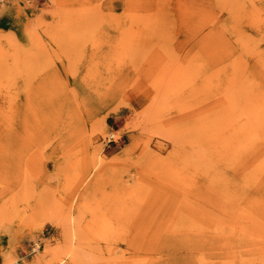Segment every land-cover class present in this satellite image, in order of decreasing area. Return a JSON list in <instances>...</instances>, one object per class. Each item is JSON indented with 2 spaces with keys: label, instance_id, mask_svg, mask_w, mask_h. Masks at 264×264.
I'll return each instance as SVG.
<instances>
[{
  "label": "rangeland",
  "instance_id": "rangeland-1",
  "mask_svg": "<svg viewBox=\"0 0 264 264\" xmlns=\"http://www.w3.org/2000/svg\"><path fill=\"white\" fill-rule=\"evenodd\" d=\"M195 2L0 0V264H264V0H221L209 23ZM136 228L162 252H137Z\"/></svg>",
  "mask_w": 264,
  "mask_h": 264
},
{
  "label": "bare ground",
  "instance_id": "bare-ground-1",
  "mask_svg": "<svg viewBox=\"0 0 264 264\" xmlns=\"http://www.w3.org/2000/svg\"><path fill=\"white\" fill-rule=\"evenodd\" d=\"M84 1H85V0H84ZM144 1H146V0H144ZM154 1H155V0H154ZM232 1H233V0H232ZM236 1H238V0H235V2H236ZM59 2H61V1H59ZM68 2H69V1H68ZM82 2H83V1H82ZM89 2H91V1H89ZM101 2H102V1H100V3H101ZM160 2H161V1H159L158 4H161ZM184 2H185V1H184ZM78 3H79V2H78ZM98 3H99V2H98ZM98 3H97L96 5H98ZM104 3H105V2H104ZM106 3H107V2H106ZM106 3H105V4H106ZM178 3H179V2H178ZM180 3H181V2H180ZM195 4H197V5H196V7H194V8H196V10L200 11V13H202V15H204L203 18H206L204 21H205V22L208 21V23H209L210 21H212V19L214 20V19L217 17V16H216L217 11H216L215 9H218V8H219L221 11H224V9H225L226 6H227V5H225V4H227V3L225 2V4H224V3L221 2V0H198V2H195ZM231 4H232V3H231ZM68 5H69V4H67V6H68ZM156 5H157V4H156ZM166 5H167V4H166ZM169 5H170V4H169ZM105 6H106V5H105ZM110 6H111V5H110ZM215 6H216V7H215ZM232 6H233V5H232ZM92 7H93V5L91 6V8H92ZM99 7H101V6H99ZM157 7H158V6H157ZM161 7H162V6H161ZM161 7L159 6V8H161ZM163 7H164V5H163ZM163 7H162V8H163ZM169 7H170V6H169ZM183 7H184V6H183ZM214 7H215V8H214ZM104 8H105V7H104ZM106 8H107V7H106ZM165 8H166V7H165ZM184 8H185V7H184ZM192 8H193V7H192ZM92 9H93V8H92ZM99 9H100V8H99ZM109 9H110V8H109ZM163 9H164V8H163ZM163 9H162V10H163ZM167 9H168V7L165 9V11H168ZM185 9H186V8H185ZM85 10H86V7H85ZM89 10H90V9H89ZM93 10H96V9H93ZM103 10H104V9H103ZM128 10H129V9H128ZM133 10H134V8H133ZM135 10H137V9H135ZM135 10H134V11H135ZM162 10H161V11H162ZM70 11H71V10H70ZM72 11H73V10H72ZM75 11H76V10H75ZM77 11H78V10H77ZM101 11H102V10H101ZM134 11H133V13H135V14L132 15V17L135 16V15H137V14L139 15V12L136 14V12H134ZM161 11H160V12H161ZM96 12H97V11H96ZM103 12H104V11H103ZM110 12H111V11H110ZM151 12H152V11H151ZM168 12H169L168 14L171 13L170 11H168ZM232 12H233V11H232ZM67 13H68V10H67ZM99 13H101V12H99ZM104 13H107V12H104ZM108 13H109V12H108ZM108 13H107V14H108ZM112 13H113V12H112ZM126 13H127V12H126ZM129 13H130V12H129ZM131 13H132V12H131ZM141 13H142V12H141ZM145 13H146V12H145ZM148 13H149V12H148ZM153 13H154V11H153ZM195 13H196V11H195ZM221 13H222V12H221ZM95 14H96V13H95ZM97 14H98V13H97ZM157 14H158V12H157ZM166 14H167V12H166ZM55 15H57V14L55 13ZM103 15H104V14H103ZM113 15H114V14H113ZM116 15H117V14H116ZM116 15H115V16H116ZM147 15H148V14H147ZM147 15H146V18H147ZM170 15H172V14H170ZM170 15H169V17H170ZM73 16H74V15H73ZM99 16H100V15H99ZM105 16H106V15H105ZM110 16H111V15H108V17H110ZM93 17H94V16H93ZM113 17H114V16H113ZM128 17H129V16H128ZM141 17H142V16H141ZM141 17L139 18V20L136 19V20H137V21L135 22L136 25H137L138 21L140 22V21H142V19L144 18V16L142 17V19H141ZM148 17H149V16H148ZM173 17H175V16H173ZM173 17H171L170 19H173ZM68 18H69V17H68ZM94 18H95V17H94ZM114 18H115V17H114ZM129 18H131V17H129ZM137 18H138V17H137ZM154 18H155V17H154ZM162 18H163V17H162ZM165 18H166V17H165ZM167 18H168V17H167ZM83 19H84V18H83ZM102 19H103V18H102ZM105 19H106V18H105ZM115 19H116V18H115ZM115 19H111V18H110V20H113V21H114ZM147 19H148V18H147ZM60 20H61V19H60ZM96 20H97V19H96ZM120 20H122V19H120ZM126 20H127V18H126ZM161 20H162V19H161ZM66 21H67V20H66ZM99 21H100V20H99ZM133 21H134V20H133ZM151 21H152V20H151ZM68 22L70 23V21H68ZM96 22H97V21H96ZM106 22H107V21H106ZM119 22H120V21H119ZM152 22H153V21H152ZM154 22H155V21H154ZM172 22L175 23V20L172 21ZM56 23H57V22H56ZM56 23H54V24H56ZM102 23H103V21H102ZM113 23H114V22H113ZM132 23H133V22H132ZM144 23H145V22H144ZM149 23H151V22H149ZM161 23H162V22H161ZM65 24H66V23H65ZM65 24H64V25H65ZM67 24H68V23H67ZM67 24H66V25H67ZM107 24H108V23H107ZM115 24H116V23H115ZM121 24H122V23H121ZM139 24H141V23H139ZM147 24H148V23H147ZM169 24H170V23H169ZM101 25H102V24H101ZM119 25H120V24H118V26H119ZM131 25H132V24H131ZM134 25H135V24H134ZM150 25H151V24H150ZM172 25H173V24H172ZM172 25H171V26H172ZM56 26H57V25H56ZM77 26H78V25H76V27H77ZM83 26H84V25H83ZM138 26H139V25H138ZM138 26H137V27H138ZM145 26H147V25L145 24ZM161 26H162V25H161ZM60 27H61V26H59L58 28L60 29ZM62 27H63V26H62ZM137 27H136V29H137ZM147 27H148V26H147ZM157 27H158V26H157ZM176 27H177V26H176ZM101 28H102V26H101ZM134 28H135V26H134ZM134 28H132L133 30L131 29V31H134ZM139 28H140V27H139ZM145 28H146V27H145ZM214 28H215V26L212 27V30H213ZM76 29H77V28H76ZM128 29H129V28H128ZM143 29H144V24H143ZM74 30H75V28H74ZM100 30H101V29H100ZM151 30H152V29H151ZM170 30H171V28H170ZM54 31H56V29H55ZM125 31H126V30H125ZM131 31L129 30V32H131ZM135 31H136V30H135ZM135 31H134V32H135ZM140 31H141V30H140ZM140 31H139V32H140ZM145 31H146V30H145ZM173 31H174V30H173ZM64 32H65V31H64ZM98 32H99V31H98ZM123 32H124V31H123ZM160 32H161V31H160ZM174 32H175V31H174ZM53 33H54V32H53ZM57 33H58V32H57ZM74 33H76V32H74ZM126 33H127V32H126ZM135 33H137V31H136ZM168 33H169V32H168ZM171 33H172V32H171ZM175 33H176V32H175ZM181 33H182V32H181ZM37 34H38V32H37ZM48 34H49V33H48ZM95 34H97V32H96ZM101 34H102V33H101ZM150 34H152V33H150ZM172 34H173V33H172ZM32 35H33V34H32ZM38 35L40 36V34H38ZM38 35H36V33H35V36H36V37H35L34 35H33V36H34V38L37 39V36H38ZM46 35H47V32H46ZM65 35H66V34H65ZM75 35H76V34H75ZM87 35H88V34H87ZM143 35H144V34H143ZM145 35H146V34H145ZM152 35H153V34H152ZM162 35H163V34H162ZM165 35H166V34H165ZM39 36H38V37H39ZM154 36H155V35H154ZM163 36H164V35H163ZM175 36H176V35H175ZM167 37H168V36H167ZM244 37H247V36H244ZM34 38H32V39H34ZM68 38H69V37H68ZM142 38H143V37H142ZM169 38H170V37H169ZM173 38H174V35H173ZM175 38H176V37H175ZM175 38H174V39H175ZM75 39H76V38H75ZM75 39H74V41H75ZM94 39L97 40L98 38H94ZM94 39H93V40H94ZM120 39H121V38H120ZM143 39H145V38H143ZM146 39H147V37H146ZM146 39H145V40H146ZM148 39H149V36H148ZM37 40H38V39H37ZM56 40H57V38H55V41H56ZM59 40H60V39H59ZM70 40H71V39H70ZM93 40H92V41H93ZM96 40H95V41H96ZM99 40H100V39H99ZM122 40H123V39H122ZM125 40L127 41V39H125ZM135 40H136V38H135ZM135 40L133 39V41H135ZM138 40H139V39H137V42H138ZM35 41H36V40H35ZM35 41L33 42V44L35 43ZM39 41H40V40H39ZM39 41H38V42H39ZM41 41H42V40H41ZM57 41H58V40H57ZM84 41H85V40H84ZM92 41H91V42H92ZM95 41H94V43H95ZM123 41H124V40H123ZM128 41H129V40H128ZM131 41H132V40H131ZM157 41H159V40H157ZM162 41H163V39H162ZM170 41H171V40H170ZM244 41H245V40H244ZM77 42H78V41H77ZM96 42H97V41H96ZM137 42H135V43H137ZM154 42H156V41H154ZM174 42H175V41H174ZM56 43H57V47H58V46H59V45H58V42H56ZM72 43H73V42H72ZM72 43H70V46H72V45H71ZM74 43H75V42H74ZM74 43H73V46H74ZM92 43H93V42H92ZM98 43H99V41H98ZM98 43H97V45H99ZM129 43H130V42H129ZM129 43H128V44H129ZM135 43H134V44H135ZM152 43H153V42H152ZM157 43H158V42H157ZM239 43H240V42H239ZM249 43H250V42H249ZM255 43H256V42H255ZM60 44H61V43H60ZM75 44H77V43H75ZM87 44H88V43H87ZM89 44H90V43H89ZM95 44H96V43H95ZM120 44H121V47L124 48L123 46H124L125 44H124V45H122V43H120ZM134 44H133V42H132V44H129L128 47H125V48L128 49L129 46L134 45ZM137 44H138V43H137ZM154 44H155V43H154ZM154 44H153V45H154ZM161 44H162V43H161ZM242 44H243V42H242ZM77 45H78V44H77ZM91 45H92V44H91ZM93 45H94V44H93ZM100 45H101V43H100ZM116 45H117V44H116ZM143 45H145V44H143ZM162 45H163V44H162ZM176 45H178V42H177ZM228 45H229V44H228ZM246 45H247V47L249 46L248 44H246ZM251 45H253V44H251ZM36 46H37V45H36ZM39 46H40V45H39ZM88 46H89V45H88ZM126 46H127V45H126ZM134 46H135V45H134ZM138 46H139V44H138ZM141 46H142V45H141ZM160 46H161V45H160ZM173 46L175 47L174 44H173ZM181 46H182V45H181ZM238 46H239V45H238ZM41 47H42V46H41ZM61 47H63V46H61ZM61 47H60V48H61ZM75 47H76V45H75ZM132 47H133V46H131V48H132ZM152 47H153V46H152ZM152 47H151V48H152ZM154 47H155V46H154ZM158 47H159V46H158ZM161 47H162V46H161ZM163 47H164V46H163ZM70 48H71V47H70ZM116 48H117V47H116ZM125 48H124V49H125ZM165 48H166V47H165ZM169 48H170V47H169ZM239 48H240V47H239ZM249 48H250V47H249ZM252 48H253V47H252ZM254 48H255V47H254ZM42 49H43V48H42ZM63 49H64V48H63ZM87 49H89V48L87 47ZM96 49H97V48H96ZM113 49H115V48H113ZM129 49H130V48H129ZM132 49H133V48H132ZM153 49H154V48H153ZM172 49H173V47H172ZM240 49H241V48H240ZM245 49H246V48H245ZM1 50H2V49H1ZM33 50H34V49H33ZM45 50H46V48H45ZM59 50H60V49H59ZM84 50H86V49H84ZM121 50H122V49H121ZM250 50H252V49L250 48ZM255 50H256V49H255ZM115 51H116V50H115ZM126 51H129V50H126ZM126 51H124L125 54H126V53L128 54L129 52H126ZM130 51H132V50H130ZM134 51H135V50H134ZM139 51H140V49L138 50V52H139ZM167 51H168V50H167ZM180 51H181V50H180ZM241 51H242V49H241ZM248 51H249V50H248ZM248 51H247V53H248ZM30 52H31V51H30ZM40 52H41V51H40ZM46 52H47V50H46ZM175 52H176V51H175ZM175 52H174V54H176ZM244 52H246V51H243V53H244ZM255 52H256V51H255ZM28 53H29V52H28ZM47 53H48V52H47ZM84 53H85V52H84ZM114 53H115V52H114ZM118 53H119V52H118ZM121 53H122V54H121ZM121 53H119V54H120V55H123V52H121ZM132 53H133V52H132ZM141 53H142V52H141ZM164 53H165V52H164ZM171 53H172V52H171ZM0 54H1V56H2V54H5V53L0 51ZM48 54H49V53H48ZM58 54H59V52H58ZM85 54H86V53H85ZM127 54H126V55H127ZM130 54H131V53H129V55H130ZM134 54H136V53H134ZM137 54H138V53H137ZM143 54H144V56H145V53H143ZM149 54H150V53H149ZM14 55H15L17 58H19V57L22 58V56H24L23 54H22V56H21V53H17V52L14 53ZM62 55H63V54H62ZM126 55H125V56H126ZM131 55H132V54H131ZM167 55H168V54H167ZM195 55H196V54H195ZM252 55H254V54L252 53ZM252 55H251V57H252ZM9 56H10V55H9ZM118 56H119V55H118ZM123 56H124V55H123ZM147 56H148V55H147ZM163 56H164V55H163ZM168 56H169V55H168ZM170 56H171V54H170ZM237 56H238V55H237ZM245 56H246V55H245ZM248 56H249V53H248ZM10 57H11V56H10ZM120 57H122V56H120ZM174 57H176V56H174ZM240 57L243 58V56L240 55V56H239V59H240V60H241ZM3 58H4V57H3ZM5 58H6V56H5ZM5 58H4V60H5ZM36 58H37V57H36ZM126 58L128 59L129 57H126ZM132 58H134V57H132ZM132 58H131V59H132ZM144 58H146V57H144ZM170 58H172V56H171ZM252 58H253V57H252ZM1 59H2V58H1ZM6 59H7V58H6ZM13 59H14V58H13ZM23 59H25V58H23ZM37 59H38V58H37ZM140 59H142V58H140ZM165 59H166V58H165ZM176 59H177V58H176ZM237 59H238V58H237ZM2 60H3V59H2ZM17 60H18V59H17ZM119 60H122V58L119 59ZM128 60H129V59H128ZM178 60H179V59H178ZM244 60H245V59L243 58V61H244ZM23 61H24V60H23ZM34 61H35V60H34ZM174 61H175V60H174ZM235 61L237 62V60H235ZM14 62H15V61H14ZM21 62H22V60H20V64H22ZM32 62H33V61H32ZM37 62H38V61H37ZM143 62H144V61H143ZM143 62H142L141 64H143ZM177 62H178V61H177ZM236 62H235V63H236ZM239 62H240V61H239ZM5 63H7V60H6ZM8 63H9V62H8ZM17 63H18V62H17ZM25 63H26V62H25ZM128 63H129V61H128ZM128 63H127V64H128ZM233 63H234V61H233ZM233 63H232V65H233ZM250 63H251V62H250ZM119 64H120V63H119ZM230 64H231V63H230ZM240 64H241V68H242V65H243V64H242V63H240ZM0 65H1V64H0ZM3 65H4V64H3ZM8 65H9V64H8ZM25 65H26V64H25ZM147 65H148V64H147ZM153 65H154V64H153ZM232 65H231V66H232ZM235 65L238 66L239 64H238V65L235 64ZM235 65H234V66H235ZM5 66L7 67V64H6ZM28 66H29V63H28ZM181 66H182V65H181ZM188 66H189V65H188ZM227 66L229 67V65H227ZM1 67H2V65H1ZM6 67H4V68H6ZM45 67H46V65H45ZM141 67H142V65H141ZM150 67H151V66H150ZM182 67H183V66H182ZM2 68H3V67H2ZM2 68H0V69L3 70ZM7 68H9V67H7ZM7 68H6V69H7ZM26 68H27V67H26ZM67 68H68V67H67ZM98 68H99V67H98ZM122 68H123V67H122ZM199 68H200V67H199ZM229 68H230V67H229ZM241 68H240V69H241ZM133 69H134V68H133ZM133 69H132V70H133ZM141 69H142V68H141ZM236 69H237V68H236ZM4 70H5V69H4ZM13 70H14V69H13ZM36 70H37V69H36ZM68 70H70V68H69ZM134 70H135V69H134ZM153 70H154V69H153ZM229 70H230V69H229ZM237 70H239V69H237ZM10 71H11V70H10ZM15 71H16V70H15ZM15 71H14V72H15ZM39 71L42 72L41 69H39ZM138 71H139V70H138ZM193 71H194V70H193ZM246 71H247V69H246ZM2 72H3V71H2ZM5 72H7V71L5 70ZM25 72H26V71H25ZM25 72H24V73H25ZM35 72H36V71H35ZM68 72H69V71H68ZM128 72H129V71H128ZM219 72H220V71H219ZM219 72H217V73L219 74ZM231 72H232V71H231ZM231 72H230V73H231ZM8 73H9V72H8ZM11 73H12V72H11ZM32 73L34 74V72H32ZM220 73H221V72H220ZM230 73H229V74H230ZM16 74H17V73H16ZM36 74H37V72H36ZM168 74H169V73H168ZM218 74H216V75H218ZM226 74H227V73H226ZM244 74H245V73H244ZM3 75H5V74H3ZM6 75H7V74H6ZM6 75H5V76H6ZM138 75H139V74H138ZM9 76H10V75H9ZM18 76L20 77V75H18ZM29 76H30V75H29ZM214 76H215V75H214ZM218 76H219V75H218ZM229 76H230V75H229ZM229 76H228V77H229ZM231 76H232V78H230V79H233V75H231ZM234 76H236V75H234ZM237 76H238V75H237ZM5 78L7 79V77H5ZM237 78H238V77H237ZM1 79H2V77H1ZM12 79H13V77H12ZM14 79H15V77H14ZM33 79H34V78H33ZM162 79H163V78H162ZM220 79H221V78H220ZM241 79H242V77H241ZM241 79H240V80H241ZM8 80H9V79H8ZM25 80H26V79H25ZM236 80H237V79L235 78L234 81H236ZM5 81H6V80H5ZM13 81H15V80H13ZM13 81H12V82H13ZM51 81H52V80H51ZM159 81H160V80H159ZM234 81H232V84L234 83ZM238 81H239V80H238ZM6 82H7V81H6ZM134 82H135V81H134ZM164 82H165V81H164ZM216 82H217V81H216ZM218 82H219V80H218ZM229 82H230V81H229ZM236 82H237V81H236ZM15 83H16V82H15ZM25 83H26V81H25ZM174 83H175V82H174ZM3 84H4V83H3ZM128 84H129V83H128ZM149 84H150V82H149ZM153 84H154V83H153ZM161 84H162V83H161ZM219 84H220V82H219ZM5 85H6V84H5ZM12 85H13V84H12ZM12 85H11V86H12ZM15 85H16V84H15ZM151 85H152V84H151ZM155 85H156V84H155ZM177 85H178V84H177ZM230 85H231V84H230ZM234 85H235V84H234ZM237 85H238V83H237ZM241 85H242V83H241ZM8 86H9V85H8ZM8 86H7V87H8ZM29 86H30V85H29ZM129 86H130V85H129ZM166 86H167V85H166ZM174 86H175V85H174ZM178 86H179V85H178ZM5 87H6V86H5ZM121 87H122V86H121ZM121 87H120V88H121ZM151 87H152V86H151ZM156 87H157V86H156ZM225 87H226V86H225ZM233 87H234V86H233ZM239 87H240V85H239ZM26 88H27V87H26ZM120 88H119V89H120ZM159 88H160V87H159ZM230 88H232V87H230ZM0 89H1V87H0ZM9 89H10V92H11V88H9ZM191 89H192V85H191ZM229 90H230V89H229ZM237 90H238V89H237ZM1 91H2V89H1ZM4 91H7V90L4 89ZM158 91H159V90H158ZM194 91H197V89L194 90ZM227 91H228V90H227ZM13 92H14V91H13ZM13 92H11V93H13ZM146 92H147V91H146ZM155 92H157V91H155ZM162 92H163V91H162ZM3 93H4V92H3ZM15 93H16V92H14V94H15ZM214 93H215V92H214ZM0 94H1V93H0ZM6 94H7V93H6ZM153 94H154V92H153ZM194 94H195V93H194ZM220 94H221V93H220ZM1 95H2V94H1ZM3 95H4V94H3ZM16 95H17V94H16ZM56 95H57V94H56ZM56 95H53V96H56ZM59 95H60V94H59ZM59 95H58V96H59ZM6 96H7V95H6ZM12 96H13V95H12ZM17 96H18V95H17ZM27 96H28V95H27ZM53 96H52V98H53ZM58 96H56V97H58ZM198 96H199V95H198ZM198 96H197V97H198ZM9 97H10V94H9ZM145 97H146V96H145ZM191 97H192V96H191ZM193 97H194V96H193ZM17 98H18V97H17ZM143 98H144V97H143ZM143 98H142V99H143ZM9 99H11V98H9ZM14 99H15V97H14ZM143 100H144V99H143ZM143 100H142V101H143ZM6 101H7V100H6ZM14 101H15V100H13V102H14ZM7 102H9V101H7ZM10 102H11V101H10ZM214 102H215V101H214ZM11 103H12V102H11ZM151 104H153V103L151 102ZM199 104H200V103H199ZM245 105H246V104H245ZM62 106H63V104H62ZM150 106H151V105H150ZM153 106H156V105L154 104ZM153 106H152V107H153ZM198 106H199V105H198ZM249 106H250V105H249ZM152 107H151V109H152ZM190 107H192V106H190ZM190 107H189V108H190ZM195 107H196V106H195ZM233 108H234V107H233ZM30 109H31V108H30ZM33 109H34V108H33ZM192 109H193V108H192ZM4 110H5V108H4ZM8 110H9V109H8ZM182 110H183V109H182ZM226 110H227V109H226ZM31 111H32V109H31ZM184 111H185V110H184ZM187 111H188V110H187ZM244 111H245V108H244ZM0 112H1V111H0ZM2 114H3V113H2ZM2 114H1V115H2ZM56 115H57V113H56ZM199 115H200V114H199ZM199 115H198V116H199ZM2 116H3V115H2ZM4 116H5V115H4ZM213 116H216V115H213ZM232 116H233V115H232ZM5 117H6V116H5ZM35 117H36V116H35ZM38 117H39V116H38ZM38 117H37V118H38ZM145 117H146V116H145ZM193 117H194V116H193ZM200 117H201V115H200ZM222 117H223V116H222ZM233 117H234V116H233ZM215 118H216V117H215ZM229 118H231V119H229ZM229 118H228L229 120H234V118H232V117H229ZM8 119H9V118H8ZM54 119H55V118H54ZM197 119H198V118H197ZM197 119H196V120H197ZM203 119H205L204 116H203ZM213 119H214V118H213ZM219 119H220V118H219ZM193 120H194V119H193ZM196 120H195V121H196ZM201 120H202V119H201ZM201 120H200V121H201ZM229 120H227V122H228ZM244 120H245V119H244ZM10 121H11V120H10ZM186 121H187V120H186ZM203 121H205V120H203ZM203 121H202V122H203ZM220 121H221V120H220ZM247 121H248V119H247ZM247 121H245V122H247ZM51 122H52V121H51ZM198 122H199V121H198ZM234 122H236V120H234ZM234 122H231V124L234 123ZM228 123H229V122H228ZM197 124H198V123L196 122V125H197ZM199 124H200V123H199ZM201 124H202V123H201ZM231 124L229 123V125H231ZM241 124H242V123H240V125H241ZM191 125H192V124H191ZM196 125H195V126H196ZM211 125H212V124H211ZM214 125H215V124H214ZM225 125H226V124H225ZM250 125H251V124H250ZM250 125H248V126H250ZM48 126H49V125H48ZM192 126H193V125H192ZM197 126H198V125H197ZM201 126H202V125H201ZM206 126H207V125H206ZM232 126H233V125H232ZM237 126H238V125H237ZM237 126H236V128H237ZM212 127H213V125H212ZM242 127H244V126L242 125ZM24 128H25V127H24ZM210 128H211V127H210ZM232 128H233V127H232ZM234 128H235V127H234ZM234 128H233V129H234ZM238 128H239V127H238ZM244 128H245V127H244ZM246 128H247V127H246ZM248 128H250V127H248ZM252 128H253V126H252ZM41 129H42V128H41ZM104 129H105V128H104ZM191 129H192V128H191ZM201 129H202V127H201ZM240 129H241V128H240ZM196 130L198 131V129H196ZM236 130H237V129H236ZM208 131H209V130H208ZM208 131H207V132H208ZM231 131H232V130H231ZM234 131H235V130H234ZM241 131H242V130H241ZM249 131H250V130H249ZM253 131H254V130H253ZM248 133H249V132H248ZM248 133H247V134H248ZM252 133H253V132H252ZM255 133H256V132H255ZM245 134H246V133H245ZM15 135H16V134H15ZM203 135H204V134H203ZM203 135H201V137H202ZM238 135L241 136V135L239 134V132H238ZM12 136H14V135H12ZM205 136H206V135H205ZM233 136H236V135H233ZM233 136H232V137H233ZM3 137H4V136H3ZM111 137H112V135H111ZM232 137H231V138H232ZM242 137H243V136H242ZM20 138H21V137H20ZM26 138H27V137H26ZM32 138H33V137H32ZM32 138H31V139H32ZM202 138H203V137H202ZM234 138H235V137H234ZM244 138H245V137H244ZM22 140H23L22 142H24V139H23V138H22ZM28 140H29V139H28ZM236 140H237V139H236ZM244 140H245V139H244ZM247 140H248V139H247ZM31 141H33V139H32ZM253 141H254V140H253ZM37 142H38V141H37ZM240 142H241V141H240ZM247 142L250 143L249 140H248ZM251 142H252V141H251ZM255 142H256V141H255ZM30 143H31V142H30ZM30 143H29V144L26 143V145L28 144V147H29V148H30L31 145H33V144H30ZM233 143H234V142H233ZM35 144H36V143H35ZM39 144H40V143H39ZM234 144H235V143H234ZM234 144H233V145H234ZM245 144H246V143H245ZM250 144H252V143H250ZM255 144H256V143H254V145H255ZM257 144H259V143H257ZM26 145H25V147H26ZM248 145H249V144H248ZM45 146H46V145H45ZM238 146H239V145H238ZM238 146H237V147H238ZM241 146H242V145H241ZM241 146H240V148H241ZM33 147H34V146H33ZM33 147H32V148H33ZM38 147H39V146H38ZM75 147H76V146H75ZM226 147H227V146H226ZM246 147H247V146H246ZM4 148H5V147H4ZM262 148H263V147H262ZM69 150H70V149H69ZM232 150H233V149H232ZM232 150H231V151H232ZM234 150H235V149H234ZM254 150H255V149H254ZM235 151L237 152V150H235ZM245 151H246V150H245ZM259 151H260V150H259ZM35 152H36V151H35ZM35 152H34V153H35ZM36 153H37V152H36ZM66 153H67V152H66ZM68 153H69V152H68ZM237 153H238V152H237ZM38 154H39V153H38ZM239 154H240V153H239ZM247 154H250V153H247ZM254 154H255V153H254ZM226 155H227V153H226ZM235 155H236V154H235ZM32 156H33V155H32ZM35 156H36V155H35ZM35 156H34V159L37 160V159L35 158ZM39 156H40V154L38 155V157H39ZM40 157H41V156H40ZM74 157H75V156H74ZM235 157H237V156H235ZM247 157H248V156H247ZM247 157H246V158H247ZM258 157H259V156H258ZM258 157H257V158H258ZM27 158H28V157H27ZM29 159H30V156H29ZM242 159H243V158H242ZM258 159H259V158H258ZM30 160H31V159H30ZM262 160H264V159H262ZM22 161H23V160H22ZM25 161H26V160H25ZM31 161L33 162V160H31ZM3 162H4V161H3ZM26 162H27V164L30 163V162H28V160H27ZM32 162H31V163H32ZM75 162H76V161H75ZM22 163H23V162H22ZM22 163H21V165H22ZM33 163L35 164L36 161H34ZM33 163H32V165H33ZM78 163H79V162H78ZM19 164H20V163H19ZM101 164H102V163H101ZM246 164H247V163H246ZM0 165H2V164H0ZM21 165H20L17 169H15L17 173H22V167H23V165H22V166H21ZM4 166H5V165H4ZM25 166H26V165H25ZM70 166H71V165H70ZM97 166H98V165H97ZM97 166H95V167H97ZM242 166H243V165H242ZM101 167H102V166H101ZM240 167H241V166H240ZM3 168H4V167H3ZM242 168H243V167H242ZM26 169H28V168H26ZM86 169H88V168H86ZM23 170H24V169H23ZM88 170H89V169H88ZM88 170H87V171H88ZM95 170H97V169H95ZM26 171H27V170H26ZM84 171H85V167H84ZM261 171H262V170H261ZM102 172H103V171H102ZM23 173H24V172H23ZM86 173H87V172H86ZM87 174H88V173H87ZM170 175H171V174H170ZM173 175H174V174H173ZM85 176H86V175H85ZM88 177H89V176H88ZM170 177H171V176H170ZM18 178H23V174H22V175H18ZM18 178H17V179H18ZM24 178H25V177H24ZM80 179H81V178H80ZM80 179H79V180H80ZM21 180H22V179H21ZM23 180H24V179H23ZM71 180H72V179H71ZM19 181H20V180H19ZM85 181H86V180H85ZM12 182H13V181H12ZM20 182H21V181H20ZM24 182H25V181H24ZM70 182H72V181H70ZM82 182H83V180H82ZM86 182H87V181H86ZM86 182H85V183H86ZM97 182H98V181H97ZM0 183H1V182H0ZM68 183H69V182H68ZM12 184H13V183H12ZM24 184L26 185V182H25ZM81 184L83 185V183H81ZM86 185H87V184H86ZM14 186H15V185H14ZM17 186H18V185H17ZM17 186H16V187H17ZM94 186H95V185H94ZM94 186H93V187H94ZM147 186H148V185H147ZM147 186H146V187H147ZM158 186H159V185H158ZM165 186H166V185H165ZM19 187H20V186H19ZM79 187H81V186L79 185ZM79 187H78V188H79ZM150 187H151V186H150ZM150 187H149V188H150ZM155 187H156V186H155ZM144 188H145V186L143 187V189H144ZM161 188H162V187H161ZM7 189H9V188H7ZM13 189H14V188H13ZM143 189H141V190H143ZM141 190H139V191H141ZM162 190H163V192H164V189H162ZM10 191H11V190H10ZM79 191H80V189H79ZM143 191H145V190H143ZM151 191H152V190H151ZM151 191H150V192H151ZM155 191H156V190H155ZM158 191H159V190H158ZM14 192H15V191H14ZM14 192H13V193H14ZM75 192L77 193V191H75ZM75 192H74V193H75ZM146 192H147V191H146ZM156 192H157V191H156ZM25 193H26V191H25ZM87 193H89V192H87ZM108 193H109V192H108ZM137 193H138V192H137ZM139 193H140V192H139ZM147 193H148V192H147ZM151 193H152V192H151ZM161 193H162V192H161ZM156 194H160V192H159V193H156ZM88 195H91V194L89 193ZM139 195H140V194H139ZM152 195H153V194H152ZM154 195H155V194H154ZM160 195H161V194H160ZM163 195H164V194H163ZM73 196H74V195H73ZM75 196H76V195H75ZM81 196H82V195H81ZM91 196H92V195H91ZM91 196H90V197H91ZM90 197H89V198H90ZM154 197H156V196H154ZM27 198H28V197H27ZM89 198H88V199H89ZM73 199H75V197H73ZM88 199H87V200H88ZM8 200H9V199H8ZM92 200H93V198H92ZM92 200H91V201H92ZM9 201H10V200H9ZM9 201H7L8 204L10 203ZM88 201H90V200H88ZM91 201H90V202H91ZM94 201H95V200H94ZM94 201H93V203H94ZM5 202H6V201H5ZM7 202H6V203H7ZM90 202H89V204H90ZM136 202H137V200H136ZM6 203H5V204H6ZM86 203H87V202H86ZM8 204H7V205H8ZM129 204H131V203H129ZM97 205H98V204H97ZM79 206H80V205H79ZM86 206H87V204H86ZM100 206H101V205H100ZM1 207H2V206H1ZM67 207H68V206H67ZM95 207H97V206H95ZM107 207H108V206H107ZM2 208H3V207H2ZM68 208H69V207H68ZM71 208H72V206H71ZM78 208H79V207H78ZM80 208H81V207H80ZM98 208H99V206H98ZM128 208H129V207H128ZM65 209H66V208H65ZM65 209H64V210H65ZM93 209H94V207H93ZM178 209H179V208H178ZM71 210H72V209H70V211H71ZM132 210H133V209H132ZM132 210H131V211H132ZM80 211H81V210H80ZM92 211H93V210H92ZM64 212L66 213V211H64ZM64 212H62L60 216H64V215H63ZM93 212H94V211H93ZM138 212H139V210H138ZM127 213H128V212H127ZM127 213H126V214H127ZM84 214H85V213H84ZM93 214H94V213H93ZM104 214H105V213H104ZM129 214H130V213H129ZM134 214H135V212H134ZM180 214H181V213H180ZM66 215H67V213H66ZM70 215H72V214H70ZM70 215H69L68 217H71ZM85 215H86V214H85ZM130 215H131V214H130ZM101 216H102V215H101ZM127 216H128V215H127ZM135 216H136V215H135ZM81 217H82V216H81ZM85 217H86V216H85ZM131 217H132V216H131ZM61 218H62V217H61ZM77 218H78V217H77ZM77 218H75V219H77ZM83 218H84V217H83ZM62 219H66V218H62ZM72 219H74V218H72ZM102 219H103V218H102ZM100 220H101V219H100ZM60 221H61V219H60ZM64 221H65V220H64ZM73 221H74V220H73ZM90 221H91V220H90ZM90 221H89V222H90ZM97 221H98V220H97ZM101 221H103V220H101ZM101 221H100V222H101ZM111 221H112V220H111ZM58 222H59V221H58ZM74 222H76V221H74ZM91 222H92V221H91ZM98 222H99V221H98ZM105 222H106V221H105ZM69 223H71V221H70ZM103 223H104V222H103ZM59 224H60V223H59ZM76 224H78V222H77ZM76 224H74V225H76ZM81 224H82V223H81ZM99 224H100V223H99ZM104 224H105V223H104ZM64 225H69V224L66 223V224H64ZM85 225H86V223H85ZM96 225H97V224H96ZM96 225H93V226H96ZM98 226H99V225H98ZM100 226H101V225H100ZM102 226H103V225H102ZM69 227H70V226H69ZM76 227H77V226H76ZM76 227H75V228H76ZM81 227H82V226H81ZM83 227H84V226H83ZM96 227H97V226H96ZM104 227H105V226H104ZM72 228H73V225H72ZM75 228H74V230L72 231V232H74L73 235H77V234H76V230H75ZM139 228H140V227H139ZM139 228H136L138 231H135V234H134V236L132 237V239H134V240H133L134 244H135V242H136L137 245L139 246V248L142 246L137 252H140V251H142V252H147V253L151 254V256H155L156 254H159L160 252H162L161 249H160V246L158 245V241H159L160 238L157 237V236H155V235H152V234H143L144 232H143L141 229L139 230ZM84 229H85V228H84ZM96 230H97V229H96ZM79 231H80V230H79ZM85 231H86V230H85ZM103 231H104V230H103ZM105 232H106V231H105ZM107 232H108V231H107ZM86 233H87V232H85V235H87ZM97 233H98V232H97ZM111 233H112V231H111ZM69 235H70V237L74 238V236H72V233L69 234ZM83 235H84V234H83ZM100 235H101V232H100ZM100 235H99V236H100ZM101 236H102V235H101ZM118 236H119V235H118ZM191 236H192V235H191ZM221 236H222V235H221ZM78 237H79V235H78ZM82 237H83V236H82ZM85 237H86V236H85ZM88 237H90V236H88ZM102 237H103V236H102ZM199 237H200V236H199ZM68 238H69V236H68ZM130 238H131V236H130ZM196 238H197V237H196ZM205 238H206V237H205ZM224 238H226V236H224ZM227 238H228V237H227ZM231 238H232V237H231ZM81 239H82V238H81ZM87 239H88V238H87ZM221 239H223V238H221ZM72 240H73V242H74L75 239H72ZM101 240H103V239L101 238ZM125 240H126V239H125ZM128 240H129V239H128ZM202 240H203V239H202ZM202 240H201V241H202ZM204 240H206V239H204ZM228 240H229V239H228ZM233 240H234V239H233ZM89 241H90V240H89ZM224 241H225V240H224ZM199 242H200V241H199ZM199 242H198V243H199ZM202 242H203V241H202ZM69 243H71V242H69ZM195 243H196V241L193 243L194 248H195V249L197 248V250L202 251V249H200V247L198 246V244H197L196 246L194 245ZM203 243H204V242H203ZM222 243H223V242H222ZM232 243H233V242H232ZM64 244H65V243H64ZM72 244H73V243H72ZM74 244H75V243H74ZM74 244H73V245H74ZM144 244L148 245L149 247H148L147 249H146V247L144 248V246H143ZM225 244H226V243H225ZM225 244H224V245H225ZM239 244H240V243H239ZM38 245H39V244H38ZM199 245H200V244H199ZM201 245H203V244H201ZM64 246H65V245H64ZM191 246H192V245H190V247H191ZM193 246H192L190 249H194ZM205 246H206V245H205ZM211 246H212V245H211ZM217 246H218V245H217ZM71 247H72V246H71ZM214 247H215V246H214ZM225 247H226V246H225ZM59 248H60V247H59ZM77 248H78V247H77ZM87 248H88V247H87ZM87 248H86V249H87ZM227 248H228V247H227ZM232 248H233V246H232ZM235 248H236V247H235ZM38 249H39V247H38ZM55 249H56V247H55ZM65 249H66V248H65ZM203 249H204V248H203ZM228 249H229V248H228ZM48 250H49V249H48ZM62 250H63V249H62ZM75 250H76L75 248H68V249H67L64 253H62L61 255H59L58 253L56 254V253H53V252H52L54 255H51V256H52V257L54 256V257L56 258V259L54 258V260H56V264H61V263H64L65 261H67V260H68L69 258H71V257H72V258H71L72 261H73V259L75 260V258L77 257V255H76V251H75ZM78 250H79V248H78ZM88 250H90V249H88ZM234 251H235V250H234ZM39 252H40V251H39ZM61 252H62V251H61ZM240 252H241V251H240ZM40 253H41V252H40ZM78 253H79V251H78ZM78 253H77V254H78ZM231 253H232V252H231ZM235 253H237V252H235ZM235 253H233V254H235ZM42 254H43V253H42ZM48 254H49L48 251L45 252L43 258H40V259H39V261L41 262V264H42L43 261H48L49 259L52 258V257H50V255L48 256ZM41 256H42V255H41ZM135 256H136V255H135ZM37 257H38V256H37ZM121 257L123 258V256H121ZM135 258H136V257H135ZM142 258H143V257H142ZM144 258H145V257H144ZM147 258H148V257H147ZM239 258H240V257H239ZM71 259H70V260H71ZM132 259H133V258H132ZM241 259H242V257H241ZM244 259H245V258H244ZM52 260H53V259H52ZM53 262H54V261H53ZM53 262H52V263H53ZM152 262H153V261H152ZM153 263H154V262H153ZM241 263H242V262H241ZM46 264H48V263H46ZM50 264H51V263H50ZM130 264H134V263H130ZM145 264H146V263H145ZM202 264H204V263H202ZM248 264H249V263H248ZM250 264H251V263H250Z\"/></svg>",
  "mask_w": 264,
  "mask_h": 264
},
{
  "label": "clouds",
  "instance_id": "clouds-1",
  "mask_svg": "<svg viewBox=\"0 0 264 264\" xmlns=\"http://www.w3.org/2000/svg\"><path fill=\"white\" fill-rule=\"evenodd\" d=\"M77 259L79 264H104V261L94 252L85 249L79 250V256L77 257ZM9 264H18V257L14 252L11 254Z\"/></svg>",
  "mask_w": 264,
  "mask_h": 264
}]
</instances>
